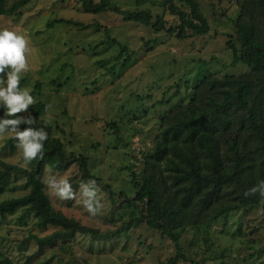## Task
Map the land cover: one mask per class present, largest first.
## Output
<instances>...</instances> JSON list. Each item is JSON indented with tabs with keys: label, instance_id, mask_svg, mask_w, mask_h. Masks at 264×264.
Instances as JSON below:
<instances>
[{
	"label": "rangeland",
	"instance_id": "rangeland-1",
	"mask_svg": "<svg viewBox=\"0 0 264 264\" xmlns=\"http://www.w3.org/2000/svg\"><path fill=\"white\" fill-rule=\"evenodd\" d=\"M3 1L8 7L14 0ZM110 2L126 10L148 8L166 27L179 22L177 14L157 0ZM197 2L209 31L184 38L127 21L114 10L86 11L80 0H31L19 14L0 13V51L8 56L7 50L13 49L19 78L24 79L21 90L33 91V100L47 106L41 117L51 124L52 136L63 142L67 153L86 155L92 173L100 177L90 188L79 182L77 163L66 169L46 166L42 179L53 206L100 231L126 225L112 239L92 240L89 234L76 233L66 251L59 245L39 248L33 235L58 226L38 225L33 216L20 219L23 209L18 208L0 215V252L16 264H160L176 254L170 237L141 220L138 207L118 205L122 193L134 195L131 172L142 167L141 155L152 147L159 113L166 110L153 111L150 103L182 76L193 85L203 73L220 76L248 69L245 63H231L227 43L230 39L238 45L234 20L242 0ZM9 96L0 77V99ZM25 120L19 104L0 116V161L29 165L24 141L15 148L7 144ZM28 190L24 174L11 170L1 184L0 200ZM177 234L186 259L176 264H264V198L257 206L210 222L204 230L187 226Z\"/></svg>",
	"mask_w": 264,
	"mask_h": 264
},
{
	"label": "trees",
	"instance_id": "trees-1",
	"mask_svg": "<svg viewBox=\"0 0 264 264\" xmlns=\"http://www.w3.org/2000/svg\"><path fill=\"white\" fill-rule=\"evenodd\" d=\"M30 1L14 0L7 7L0 0V13L19 14ZM145 1L156 0H137L138 3ZM157 1L177 14V24L166 27L165 20L159 15L154 19L148 8L121 9L110 0H80V3L86 11L114 10L127 21L151 26L157 31L164 29L178 38L209 31V22L199 11L197 0ZM234 21L238 45L230 39L227 41L233 54L231 63H245L248 69L220 76L215 72L203 73L193 85L182 76L150 103L153 111L166 110L159 113L152 147L141 155L142 167L138 172H131L134 195L122 193L123 199L118 205L138 207L141 220L173 241L176 254L160 264H176L179 258L186 259L177 230L187 226L204 230L210 222L233 211L257 206L264 198V0H242ZM7 51L8 56L0 51V77L10 96L0 99V116L15 104L25 110L26 120L8 137L7 144L15 148L24 141V156L29 165L23 167L1 160L0 188L10 171L17 170L24 174L29 190L20 196L1 199L0 215L22 208L20 219L33 216L38 225L58 226L48 234L33 235L39 248L59 245L66 251L68 239L76 233L89 234L92 240L118 237L126 225L100 231L53 206L42 179L46 166L66 169L77 163L79 182L90 188L99 184L100 177L92 173L86 155L67 153L63 142L52 136L51 124L41 117L47 106L33 100V91L21 90L24 79L19 78L14 51ZM185 95L188 98L184 99ZM147 96L151 98L152 94ZM141 109L147 112L145 104ZM105 188L109 190L107 185ZM0 264L16 263L0 252Z\"/></svg>",
	"mask_w": 264,
	"mask_h": 264
}]
</instances>
